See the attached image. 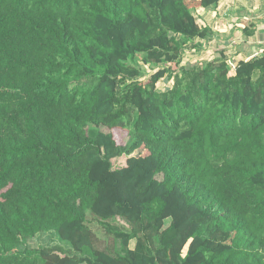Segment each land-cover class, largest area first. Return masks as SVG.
I'll return each instance as SVG.
<instances>
[{
    "label": "trees",
    "instance_id": "1",
    "mask_svg": "<svg viewBox=\"0 0 264 264\" xmlns=\"http://www.w3.org/2000/svg\"><path fill=\"white\" fill-rule=\"evenodd\" d=\"M219 1L0 0V264H264V53L157 89Z\"/></svg>",
    "mask_w": 264,
    "mask_h": 264
},
{
    "label": "crops",
    "instance_id": "2",
    "mask_svg": "<svg viewBox=\"0 0 264 264\" xmlns=\"http://www.w3.org/2000/svg\"><path fill=\"white\" fill-rule=\"evenodd\" d=\"M195 15L213 35L188 42L182 49L180 66H203L221 59L226 61L230 74H234L239 61L264 53V0H220L208 8H198ZM257 76L258 70L254 72V77Z\"/></svg>",
    "mask_w": 264,
    "mask_h": 264
},
{
    "label": "rangeland",
    "instance_id": "3",
    "mask_svg": "<svg viewBox=\"0 0 264 264\" xmlns=\"http://www.w3.org/2000/svg\"><path fill=\"white\" fill-rule=\"evenodd\" d=\"M189 48H191V46H189ZM188 48V49H189ZM192 55L194 53H191ZM194 56V55H193ZM145 55L144 54H139V55H135L134 57H132L128 63L132 66H135L136 68H138L141 72L139 80H147V78L153 73L155 72L158 68H160L161 66H164L163 64H159L157 66H151V65H146L143 62ZM165 66H171L172 69V74L171 77H164L163 79H161L158 84H157V89L159 91H166L168 89H170L173 86L174 80H173V76L175 73H180V70L182 68V66L173 63L171 65L169 64H165ZM136 117V113L134 112L132 115V118ZM118 165V164H116ZM90 216H92L90 214ZM169 220L166 221L165 227L169 225ZM112 224L117 225L116 223L112 222ZM90 227L92 229L95 230V232L102 238V240L104 241V243L106 244L107 241L111 238L112 235H110L108 233V226L104 225L102 222L99 221H94ZM59 241L57 239V237L55 236V233L53 232H46V233H42V234H38L36 237L34 238H30V239H25L22 244H20L17 249L18 250H24L26 248H39V247H43V246H54L56 244H58ZM135 245V240H133L130 243V247H134ZM115 248L116 250L120 253V254H124V246L121 242V240H115ZM83 256H92V253L89 249H85L84 252L82 253Z\"/></svg>",
    "mask_w": 264,
    "mask_h": 264
}]
</instances>
